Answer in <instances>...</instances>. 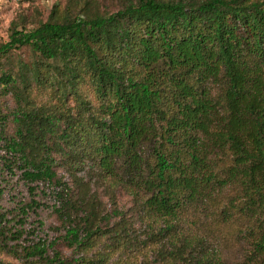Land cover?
I'll return each mask as SVG.
<instances>
[{
    "label": "trees",
    "instance_id": "1",
    "mask_svg": "<svg viewBox=\"0 0 264 264\" xmlns=\"http://www.w3.org/2000/svg\"><path fill=\"white\" fill-rule=\"evenodd\" d=\"M90 6L60 17L54 8L31 28L14 22L0 41V57L23 47L33 55L0 76L19 96L11 137L0 113L8 168L20 167L32 192V183L54 185L71 246L108 234L109 252L125 245L130 264L137 254L144 264H264V0ZM33 85L53 88L56 102L36 106ZM93 180L133 196L141 235L123 220L103 225L110 216ZM243 243V258H232ZM22 249L39 264H71L48 257L44 243Z\"/></svg>",
    "mask_w": 264,
    "mask_h": 264
},
{
    "label": "rangeland",
    "instance_id": "2",
    "mask_svg": "<svg viewBox=\"0 0 264 264\" xmlns=\"http://www.w3.org/2000/svg\"><path fill=\"white\" fill-rule=\"evenodd\" d=\"M86 1L91 2V11L98 12L116 11L124 3V0H0V41L9 39L14 22L19 27L31 28L40 21H45L54 8V14L59 17L65 13L77 14L84 8ZM32 59V51L28 47L14 50L7 57H0V76L6 71L16 72L19 69L18 61L29 63ZM17 91L16 88L12 90L3 88L0 83V113L5 120L1 127L6 138L14 135L18 126L15 118L16 110H18L17 99H19L15 93ZM30 97L35 100L36 106L56 102L53 88L42 85H33ZM73 103L74 101L71 100L67 105ZM6 138L0 140V230L4 233V236L0 234V264H39L38 256L28 257L22 249L23 246H33L37 243L46 245L48 257L52 258L55 252H59L60 256L71 264H83V260L90 258L97 259L94 264H101L98 259L102 255L107 257L108 263L113 261L117 264H130L133 255L131 253V257L127 256L124 252L127 249L125 245L122 246V249H113L111 253L109 252L110 248L107 247V243L112 239L108 234H105L104 237L98 236L85 250L68 243L64 238L66 227L55 210V206H59L60 203L54 193V190L57 189L48 182H36L32 183V185H36L35 192H32L22 177L21 168L15 165L9 169L4 162L8 151ZM61 155L60 152L54 153L57 159L55 169L67 183L73 185L69 173L65 170V157ZM78 173L85 175V170H79ZM88 178L89 176H87ZM93 182L92 189L100 209L103 214L110 216L109 222L105 220L103 225L112 226L123 220L128 226L132 225V228L138 230L141 235V221L138 218L139 205L133 196L129 195L122 187L110 188L107 184H102L101 181L93 180ZM34 201L36 202L34 203ZM30 205H33L34 208H31ZM199 206L202 220L205 221L208 208L205 204ZM50 243L51 246H49ZM135 243L137 241H134L133 244ZM248 248L249 244L243 243L233 255L231 254L232 258L242 259ZM231 251L229 250L228 253L230 254ZM134 259L137 264H144L146 261L140 254H137ZM154 262L150 259L149 264H154Z\"/></svg>",
    "mask_w": 264,
    "mask_h": 264
}]
</instances>
